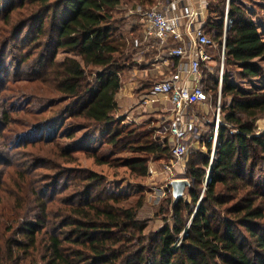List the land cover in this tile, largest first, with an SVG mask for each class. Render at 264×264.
<instances>
[{
	"label": "trees",
	"instance_id": "trees-1",
	"mask_svg": "<svg viewBox=\"0 0 264 264\" xmlns=\"http://www.w3.org/2000/svg\"><path fill=\"white\" fill-rule=\"evenodd\" d=\"M154 1L5 0L0 7V264H264V134H255L264 87L237 84L264 83L257 62L264 59V0H205L203 32L217 43L219 65L214 73L201 65L199 85L215 104L220 93L215 154L210 161L211 122L199 138L207 152L191 150L186 163L192 184L177 201L163 200L162 225L145 234L139 180L150 162L170 158L169 138L116 116L120 74L143 40L142 29L118 13L124 3ZM225 14L232 23L219 86ZM60 51L68 55L58 61ZM21 79L49 84L73 127L89 139L103 135L109 151L127 155L63 148L44 132L11 141L4 132L13 105L4 93ZM39 144L51 155L32 151Z\"/></svg>",
	"mask_w": 264,
	"mask_h": 264
},
{
	"label": "rangeland",
	"instance_id": "rangeland-1",
	"mask_svg": "<svg viewBox=\"0 0 264 264\" xmlns=\"http://www.w3.org/2000/svg\"><path fill=\"white\" fill-rule=\"evenodd\" d=\"M5 0H0V7L3 6ZM165 4V0H155L151 6H130L127 4H122L120 8V12L118 16H122L125 24L131 25L134 24L138 26L143 31V27L140 21L141 15L143 12L150 8H160ZM203 4L205 5V0H203ZM210 16V15H209ZM213 16V15H212ZM213 19V18H212ZM231 25V24H230ZM128 26L124 28V36L131 37L128 34ZM229 23L227 27L224 28V19H223V37L226 34V30L229 28ZM144 33V31H143ZM223 39V38H222ZM217 43L215 42V45ZM217 45L215 48H209L207 54L210 56L211 60L207 64L204 65L209 69L210 72L214 73L215 68L219 65L218 59V49ZM166 51L159 47L157 41L149 37L147 40L143 36L142 43L138 45L134 52L131 54V60L133 64L130 63V66L122 71L121 76V89L117 93L116 101L118 104V109L116 111V116L121 119L125 118V122H135V123H150V126L156 128V134L159 136H168L167 133H158L161 131V117L165 116V113L161 111H151L150 108L142 109L140 106V99L143 94H140L144 86H150L152 83L165 80V76H161L160 72H162L164 67L158 66L160 60H162L166 56ZM67 53L58 52L56 59L62 60ZM215 59V60H214ZM218 62V63H217ZM261 67L264 69V59H259L257 61ZM201 67V66H200ZM156 68H160L156 70ZM202 70L200 69V72ZM237 82V81H236ZM238 86L242 89H260L264 87V83L257 82V85H253V83L238 81ZM5 96L7 98V104L13 105V110L11 113L13 124L10 126L8 131L4 133L11 139V141H15V136L17 134H25L29 138H37L40 137L41 133H45V136H56V142H59L60 146L63 148L70 147H92L95 149L98 154L107 155L110 158L122 157L126 156L127 153L125 151L112 153L109 151L108 147L102 143L104 140V136L100 134H96L93 138H86V130L78 129L74 126L73 121L67 118L65 114H63V107L66 104L65 101L57 103L58 94L52 91L49 87V84L42 83L35 80L21 79L13 82L11 86H9L8 90L5 91ZM136 99V101H135ZM135 101L134 105L132 103ZM212 104V105H211ZM122 105V108L121 106ZM207 115H202L204 119H199L200 121H208L213 122L214 112L216 105L211 100V102H207ZM128 109V112L124 109ZM17 109V110H16ZM204 109H196L195 113L201 112L204 113ZM130 114L128 117L126 115ZM138 116H143L142 119L138 118ZM199 117V116H198ZM255 134L260 135L264 134V116L260 117L256 121ZM73 131L72 137H68L69 133ZM89 139V140H87ZM32 151L40 153L41 155H51L49 151H47V145L39 144L38 147H34ZM207 152L206 148L203 150ZM190 151L185 155L184 158L181 159L180 162H177L174 169L172 170V174L166 175L163 171V165L170 161L168 158L165 161L155 162L152 161L149 164H155L157 167L155 168L158 172L156 177L153 175V181L149 179V171L148 175L144 178H141L139 181L144 186V192L142 195L143 198V206L138 212V219L147 220L148 227L145 229L144 233L148 234L149 232L156 231L160 228L163 221L161 218V214L159 213V208L161 207V203L165 198L171 196V188L169 183L174 179L184 178L185 167L188 161ZM211 156V155H210ZM211 159V157L209 158ZM261 178L264 179V175L262 174ZM157 179V180H154ZM202 192L200 193V196ZM139 198V195L130 198L127 202L121 204L124 206H130L132 203ZM173 200V199H172Z\"/></svg>",
	"mask_w": 264,
	"mask_h": 264
},
{
	"label": "built area",
	"instance_id": "built-area-1",
	"mask_svg": "<svg viewBox=\"0 0 264 264\" xmlns=\"http://www.w3.org/2000/svg\"><path fill=\"white\" fill-rule=\"evenodd\" d=\"M206 14L203 0H165L162 7L145 10L140 18L144 38L146 40L149 37L154 38L159 47L166 51V56L160 60L159 64L167 67L175 65L174 75L166 80L155 82L151 89V98L143 100L145 104H152L164 98L170 103L169 113L166 117L168 123L164 127H160L161 131H158V133H162V131L167 133L169 138L170 161L163 165V172L166 175L172 174L177 162H180L189 151L194 149L192 146L194 124L185 119L186 110L200 103L211 102L210 97L199 84L189 86L187 81L181 78L182 74L198 77L201 64H207L211 60L206 50L215 48L216 45L203 32ZM228 23L230 26L232 21L225 14L224 28ZM224 37L220 52L219 86L223 70ZM185 60L187 67L182 64ZM176 61H178L177 64H175ZM219 104L220 93L218 92L213 126L210 132V141L212 142L210 161L214 157L217 145L220 124Z\"/></svg>",
	"mask_w": 264,
	"mask_h": 264
},
{
	"label": "crops",
	"instance_id": "crops-1",
	"mask_svg": "<svg viewBox=\"0 0 264 264\" xmlns=\"http://www.w3.org/2000/svg\"><path fill=\"white\" fill-rule=\"evenodd\" d=\"M143 36H144V33H143ZM171 42V41H170ZM209 49V48H208ZM208 49L206 50L208 52ZM178 61H176L175 64H177ZM183 66L184 67H187V61H183L182 62ZM160 64H158L159 66ZM161 67H164L162 72H160L161 76H165L164 79H168L169 77H171L172 75H174L175 73V65H170L169 67L167 66H162L160 65ZM160 68H156V70H158ZM183 79H185L187 81V84L189 86H192V85H196V84H199V81H200V75L198 77H195V76H190L188 74H182V77ZM117 96V95H116ZM146 98H151V95L150 93L147 94V95H143L141 96V99H140V106L142 107V109H148L150 108L151 111H161L163 113H165V116L164 117H161V126L160 127H164V125H167L168 121H166V117L168 116V113H169V108H170V103L165 100L164 98H161L159 101H156L152 104L148 103V104H145L143 102L144 99ZM136 101V99H135ZM135 101L132 103V106L134 105ZM118 106V104H117ZM121 108H122V105H120ZM207 102L204 104V103H200V104H197L195 106H191L189 107L186 112H185V119L186 120H190L193 124H194V130H193V137H192V146L193 148H200L202 150H205V147L204 145L200 144L199 142V138H203L206 133L208 132L209 130V126H210V122L209 120L208 121H200L199 119H204L202 115H207V111H206V107H207ZM195 108L198 110V109H204V113L201 114V112H198L195 113ZM124 109V108H123ZM127 113L128 112V109H124ZM130 114L128 113V115L126 116H129ZM199 116V117H198ZM143 116H138V118L142 119ZM157 165L155 164H149V179L151 181H153V175L156 177V174L158 173L156 171V168ZM181 179V178H180ZM154 180H157V179H154Z\"/></svg>",
	"mask_w": 264,
	"mask_h": 264
},
{
	"label": "water",
	"instance_id": "water-1",
	"mask_svg": "<svg viewBox=\"0 0 264 264\" xmlns=\"http://www.w3.org/2000/svg\"><path fill=\"white\" fill-rule=\"evenodd\" d=\"M209 173V170H208ZM192 184V180L181 178L172 180L169 185L171 188V195L173 201H177L182 198L185 193V189Z\"/></svg>",
	"mask_w": 264,
	"mask_h": 264
}]
</instances>
